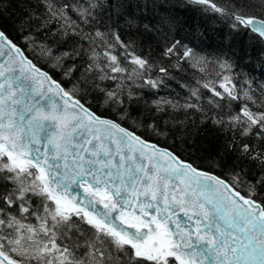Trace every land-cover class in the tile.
<instances>
[{"label": "snow or ice", "instance_id": "obj_1", "mask_svg": "<svg viewBox=\"0 0 264 264\" xmlns=\"http://www.w3.org/2000/svg\"><path fill=\"white\" fill-rule=\"evenodd\" d=\"M0 264H264V0H0Z\"/></svg>", "mask_w": 264, "mask_h": 264}, {"label": "trees", "instance_id": "obj_2", "mask_svg": "<svg viewBox=\"0 0 264 264\" xmlns=\"http://www.w3.org/2000/svg\"><path fill=\"white\" fill-rule=\"evenodd\" d=\"M174 15L178 17L179 32L188 38H191L195 28L199 27L201 31H205L209 39L205 40L204 46L207 51H210L216 46L218 41L215 39L216 31H219L223 24L217 20H214L210 16L202 15L197 9L194 8H180L174 11ZM10 31L13 39H16V33Z\"/></svg>", "mask_w": 264, "mask_h": 264}]
</instances>
